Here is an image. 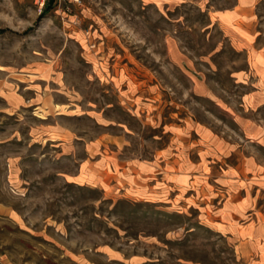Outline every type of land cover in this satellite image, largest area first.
Wrapping results in <instances>:
<instances>
[{
	"label": "rangeland",
	"instance_id": "1",
	"mask_svg": "<svg viewBox=\"0 0 264 264\" xmlns=\"http://www.w3.org/2000/svg\"><path fill=\"white\" fill-rule=\"evenodd\" d=\"M235 2L0 0V264H246L221 227L241 199L264 222V88Z\"/></svg>",
	"mask_w": 264,
	"mask_h": 264
},
{
	"label": "crops",
	"instance_id": "2",
	"mask_svg": "<svg viewBox=\"0 0 264 264\" xmlns=\"http://www.w3.org/2000/svg\"><path fill=\"white\" fill-rule=\"evenodd\" d=\"M258 3L259 0H236L232 9L219 14L217 19L226 35L247 51L255 76L262 82V88H264V42L258 43L256 40L257 33L254 29ZM240 189L238 188L236 192L238 193ZM230 203L228 202L227 205ZM249 203L250 206L247 208ZM235 204L237 205L235 206ZM235 204L232 206L231 212L235 208L237 210L236 214H229L226 220L223 221L221 230H226L230 233L228 235L235 236L238 242L237 252L246 264H264V222L253 214L255 215L253 225L249 222L240 232L236 226L243 219L242 216L245 212L253 208H250L253 201L241 199ZM232 228L236 232H230Z\"/></svg>",
	"mask_w": 264,
	"mask_h": 264
},
{
	"label": "built area",
	"instance_id": "3",
	"mask_svg": "<svg viewBox=\"0 0 264 264\" xmlns=\"http://www.w3.org/2000/svg\"><path fill=\"white\" fill-rule=\"evenodd\" d=\"M32 4L34 5L35 9L37 10L38 13L43 12V10L48 6L51 0H31ZM55 2H58L59 4L69 2L72 0H54ZM77 2V0H73Z\"/></svg>",
	"mask_w": 264,
	"mask_h": 264
},
{
	"label": "trees",
	"instance_id": "4",
	"mask_svg": "<svg viewBox=\"0 0 264 264\" xmlns=\"http://www.w3.org/2000/svg\"><path fill=\"white\" fill-rule=\"evenodd\" d=\"M48 9V8H47Z\"/></svg>",
	"mask_w": 264,
	"mask_h": 264
}]
</instances>
